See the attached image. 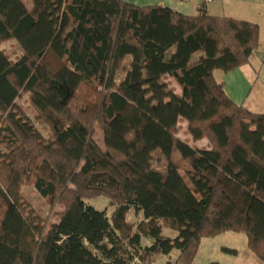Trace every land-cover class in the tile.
<instances>
[{
	"label": "trees",
	"instance_id": "trees-1",
	"mask_svg": "<svg viewBox=\"0 0 264 264\" xmlns=\"http://www.w3.org/2000/svg\"><path fill=\"white\" fill-rule=\"evenodd\" d=\"M13 39L11 59L1 44ZM257 40L255 23L205 11L0 0V264H191L225 232L264 263V114L213 77L249 63ZM182 120L209 148L178 136ZM98 197L110 211L86 202Z\"/></svg>",
	"mask_w": 264,
	"mask_h": 264
},
{
	"label": "crops",
	"instance_id": "crops-1",
	"mask_svg": "<svg viewBox=\"0 0 264 264\" xmlns=\"http://www.w3.org/2000/svg\"><path fill=\"white\" fill-rule=\"evenodd\" d=\"M25 1L30 5V0ZM125 1L138 6L162 5L185 15H196L201 11H205L207 14L213 16L231 17L255 23L258 26V40L250 62L229 71L216 69L213 71V77L216 82L222 85L227 96L235 104L244 107L251 113L264 114V0ZM166 81L169 82V87H175V93H180V89L171 78L167 77ZM179 123L186 125V121L184 120ZM187 136L189 138L187 139L189 140L188 143H191V145L194 143L198 148H209L207 139L203 138L194 142L190 134H187ZM165 231H167V235L169 236L177 235V232L174 230L167 229ZM245 242L246 239L243 241V244ZM162 260L164 264L167 257L162 256Z\"/></svg>",
	"mask_w": 264,
	"mask_h": 264
},
{
	"label": "rangeland",
	"instance_id": "rangeland-1",
	"mask_svg": "<svg viewBox=\"0 0 264 264\" xmlns=\"http://www.w3.org/2000/svg\"><path fill=\"white\" fill-rule=\"evenodd\" d=\"M29 4V3H28ZM1 48L4 49L6 54L11 58L14 59L17 55L20 54V46L18 42L13 39L1 44ZM122 76H118L121 78ZM173 89L175 87H172ZM18 104L22 105L25 109L26 114L29 118L33 121L36 127L40 130L43 136H46V130L42 128L40 124L36 122L34 119L33 112L27 107L26 96L17 100ZM180 130L178 132V136L181 139L187 140L189 139L186 130L185 124H178ZM97 138H102V132L99 128L96 129ZM205 139V138H204ZM189 142V140H187ZM195 142V141H194ZM193 146H196L192 143ZM103 147V144L100 142L99 144ZM191 145V143H189ZM165 165V161L160 158L156 162H154V167L162 169ZM22 191L24 193V197L26 200L31 202L32 207L42 216L48 217L49 216V206L48 204L39 196V194L34 190L33 186L31 185H24L22 187ZM87 203L91 204L98 210H107L110 211V208L107 206V199L104 197H98L91 200H86ZM56 208V207H55ZM129 219H133L132 214H128ZM167 228L162 229V233L165 236L170 238H174V236L167 235ZM246 239L245 234L243 233H235V232H226L221 233L213 237L202 238L199 242L198 248L196 253L192 259L191 264H264L260 261L246 246L243 244V241ZM224 248L235 249L237 252L230 253L224 250ZM163 255H156L154 260L151 264H163L162 260ZM176 256V252H172V258ZM165 257V256H164ZM166 264V261L165 263Z\"/></svg>",
	"mask_w": 264,
	"mask_h": 264
}]
</instances>
